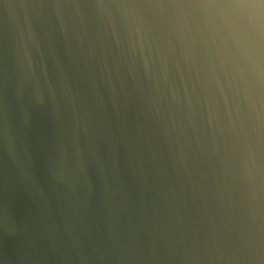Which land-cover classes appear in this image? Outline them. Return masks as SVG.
<instances>
[{
	"label": "water",
	"instance_id": "1",
	"mask_svg": "<svg viewBox=\"0 0 264 264\" xmlns=\"http://www.w3.org/2000/svg\"><path fill=\"white\" fill-rule=\"evenodd\" d=\"M0 264H264V0H0Z\"/></svg>",
	"mask_w": 264,
	"mask_h": 264
}]
</instances>
